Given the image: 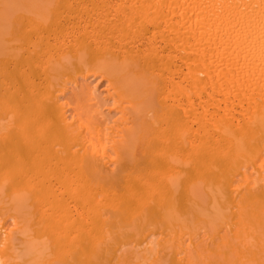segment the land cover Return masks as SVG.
Here are the masks:
<instances>
[{
  "label": "bare ground",
  "instance_id": "1",
  "mask_svg": "<svg viewBox=\"0 0 264 264\" xmlns=\"http://www.w3.org/2000/svg\"><path fill=\"white\" fill-rule=\"evenodd\" d=\"M0 264H264V0H0Z\"/></svg>",
  "mask_w": 264,
  "mask_h": 264
},
{
  "label": "rangeland",
  "instance_id": "2",
  "mask_svg": "<svg viewBox=\"0 0 264 264\" xmlns=\"http://www.w3.org/2000/svg\"><path fill=\"white\" fill-rule=\"evenodd\" d=\"M103 87H104V86H101V88H103ZM101 88H100V89H101Z\"/></svg>",
  "mask_w": 264,
  "mask_h": 264
}]
</instances>
